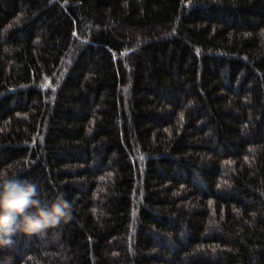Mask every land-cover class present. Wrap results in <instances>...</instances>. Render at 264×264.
<instances>
[{"label":"trees","instance_id":"obj_1","mask_svg":"<svg viewBox=\"0 0 264 264\" xmlns=\"http://www.w3.org/2000/svg\"><path fill=\"white\" fill-rule=\"evenodd\" d=\"M0 170V264H264V0H0Z\"/></svg>","mask_w":264,"mask_h":264},{"label":"clouds","instance_id":"obj_2","mask_svg":"<svg viewBox=\"0 0 264 264\" xmlns=\"http://www.w3.org/2000/svg\"><path fill=\"white\" fill-rule=\"evenodd\" d=\"M71 218L72 204L62 193L44 200L35 183L0 170V249L11 248L18 233L43 238Z\"/></svg>","mask_w":264,"mask_h":264}]
</instances>
